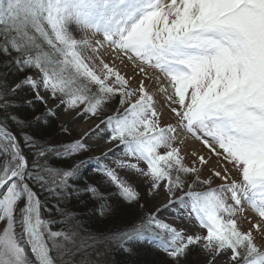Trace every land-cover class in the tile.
Returning a JSON list of instances; mask_svg holds the SVG:
<instances>
[{"label":"snow or ice","instance_id":"1","mask_svg":"<svg viewBox=\"0 0 264 264\" xmlns=\"http://www.w3.org/2000/svg\"><path fill=\"white\" fill-rule=\"evenodd\" d=\"M0 55V264H94L101 239L264 264V0H0ZM58 111L103 118L51 139ZM84 196L140 214L97 237L69 207Z\"/></svg>","mask_w":264,"mask_h":264},{"label":"rangeland","instance_id":"2","mask_svg":"<svg viewBox=\"0 0 264 264\" xmlns=\"http://www.w3.org/2000/svg\"><path fill=\"white\" fill-rule=\"evenodd\" d=\"M121 71L129 76H133L131 73L132 67L131 66H125V65H120L119 66ZM130 71V72H129ZM151 71V70H150ZM131 73V74H130ZM138 81V80H136ZM58 101H54V100H50L48 107H54L55 104H57ZM44 110H45V106L43 105ZM72 115L73 114H69L66 112H60L58 111V116L56 118L57 121V126L59 129V126L62 122H70L73 128V135L76 137H79L81 135H83L84 133H93L96 130V125L100 124V120L103 117H93L90 115H81L79 117L76 118V120L73 121H69L72 120ZM85 127V128H84ZM101 128H103V125H100ZM85 130V131H84ZM199 143V142H197ZM108 145H106L102 140L100 141V143L97 144H93L92 145V150L88 153L89 156H99L101 154L102 151H106L107 150ZM202 149H198L202 154L207 155V150L203 148V146L201 145ZM90 173H88V180L89 182H91L93 180V177L95 178V176H92V178H90ZM147 185L141 183L139 186V190L141 191V193H144V191L146 190ZM163 196H155L152 199V203L158 202V201H163ZM116 208V211L114 212V214L108 218L107 220H101L104 222V225L101 227L102 230H105V232L103 231V234H106L112 230H115L116 228L122 227L123 225L127 224L129 221H132L133 219H135V217H137L140 214V210L135 207V206H125L123 210V212H120L119 209ZM127 211L126 214H124V212ZM248 212H251V210L249 209ZM168 216V219L171 220L172 217L170 214H166ZM120 221V222H119ZM99 229V230H101ZM93 234H95L97 237L100 236V234L98 235L97 230L94 229ZM108 250L106 251V244L105 242H103V240L101 239V242L97 243L94 246V250H90V256L89 259L91 261L94 262V264H115L114 261V251L116 249L115 246H107ZM97 253H103V254H97ZM77 259H79V256L77 257ZM186 264H198L197 258L195 256H192L189 258L188 261H185Z\"/></svg>","mask_w":264,"mask_h":264},{"label":"trees","instance_id":"3","mask_svg":"<svg viewBox=\"0 0 264 264\" xmlns=\"http://www.w3.org/2000/svg\"><path fill=\"white\" fill-rule=\"evenodd\" d=\"M2 59H3V56L0 55V60ZM0 71H3V69H0ZM21 76L22 74H18L16 77H10L9 82L10 83L14 82L15 80H18L19 78H21ZM26 94L29 96V98L31 97L30 91L26 90ZM43 112H45L43 104L39 102L36 103L34 109H30L27 106L24 109L25 115H30L33 113L36 115H40ZM43 131L51 139L58 138L60 134H59V129L57 126L56 119L52 120L50 125L43 126ZM89 173L91 176L90 178L96 175L93 172H89ZM83 199L85 203H81L78 200H72L69 204V207L73 211L81 213L82 214L81 218L85 222V227L89 229L92 233L94 232V229L97 230L98 235L100 234L99 237H101L103 234V231L105 232V230L101 229V227L104 225V222L101 220H104V218L93 215V213L89 211L92 205L90 202H88L87 196H84ZM113 204H114V207H117V209L120 210V212H123V210L126 209L124 207L127 206L123 204V202H121L119 199H115L113 201ZM126 213L127 211L124 212V214ZM107 219L108 218H105V220ZM130 222L131 221H129L128 223ZM113 258H114L115 264H164V261L167 259V257L162 251L158 250L154 246H150L147 244L136 246L135 255H129L123 250L116 248L114 251ZM184 264L186 263L184 262Z\"/></svg>","mask_w":264,"mask_h":264},{"label":"bare ground","instance_id":"4","mask_svg":"<svg viewBox=\"0 0 264 264\" xmlns=\"http://www.w3.org/2000/svg\"><path fill=\"white\" fill-rule=\"evenodd\" d=\"M130 70H131L132 75H134L135 70H134L133 68L130 69ZM149 71H150V70H149ZM129 72H130V71H129ZM131 73H130V74H131ZM135 79L139 81V79H140L139 75H136ZM168 119H170V117H169V115H168L167 113H165V115H164V120H168ZM69 121H72V120H69ZM84 128H85V127H84ZM84 131H85V130H84ZM193 147H194L195 149H202L201 145H200L199 143H197V142H193ZM248 214H249V215H252L251 212H248Z\"/></svg>","mask_w":264,"mask_h":264}]
</instances>
